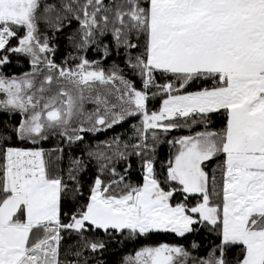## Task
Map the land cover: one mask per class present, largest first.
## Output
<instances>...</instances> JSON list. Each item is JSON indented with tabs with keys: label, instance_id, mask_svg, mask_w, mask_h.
<instances>
[{
	"label": "snow or ice",
	"instance_id": "snow-or-ice-1",
	"mask_svg": "<svg viewBox=\"0 0 264 264\" xmlns=\"http://www.w3.org/2000/svg\"><path fill=\"white\" fill-rule=\"evenodd\" d=\"M73 24L66 39L77 53L122 52L125 67L71 53L56 63L41 25L55 34ZM16 54L30 57V72L3 70ZM0 112L20 117L0 120V264H104L92 254L112 242L202 228L215 237L204 256L164 242L119 264H264V0H0ZM137 116L135 143L116 135L87 151L99 165L87 196L84 159L66 179L47 158L63 148L14 144L59 136L70 146ZM165 142L175 150L158 170ZM131 155L141 184L130 163L117 172Z\"/></svg>",
	"mask_w": 264,
	"mask_h": 264
},
{
	"label": "trees",
	"instance_id": "trees-1",
	"mask_svg": "<svg viewBox=\"0 0 264 264\" xmlns=\"http://www.w3.org/2000/svg\"><path fill=\"white\" fill-rule=\"evenodd\" d=\"M77 27L76 24H73L71 28H66L63 32L53 33L52 30L48 29L45 30L44 26L41 25V32H47V35L53 37L50 41L51 44L56 45V52L53 58L56 63L61 64L69 55V53L73 55H86L89 60H101L102 66L106 69L110 68L113 62L118 64L121 68H124V56L121 52L120 55H117L115 51L112 52L110 56L106 59L103 58L102 51L97 50L94 46L89 48L86 53L80 52L77 53L71 45H69L66 36L70 34V32ZM111 41V36L109 35L105 39V43ZM114 44V42H112ZM12 44L15 45L16 41L13 40ZM11 63L7 65L5 69H3L9 75H21L25 72L31 70V63L30 58L23 55V54H16L10 57ZM78 61H69V65H73ZM127 69L125 68V72L127 73ZM137 85L139 86V81L137 80ZM200 85L195 84L189 90H196ZM162 100L157 99L155 101H150L149 108L150 110H157L161 106ZM20 119L19 115L8 116L6 113L0 112V120H11L15 122L16 120ZM216 122V127L220 126V121L222 117L217 118L214 117ZM140 117L137 116L136 118H130L125 122H122L120 125L115 126L112 129L107 131L97 133V134H85L84 141L78 142L76 144L68 145L65 141L61 140L59 136H50L47 140L41 141L38 145H33L31 142H16L14 141L15 146L19 147H43L46 151L54 150L57 148H63V153L50 151V155L47 157L51 161L56 163V167L61 171L59 174L64 175L67 179V171L68 168L71 166V161L75 158H82L84 159L87 169L83 173L80 174L81 183L83 184V191L85 196L88 195V188L95 179V176L98 174L99 165L94 159H88L87 151L95 150V146L100 141H105L108 139L113 138L116 135H120L121 140L128 141L131 137L132 139L129 141L130 143H135L136 139L134 137L133 129L131 128L132 124H139ZM199 130V129H197ZM189 134L187 130L181 131H173L169 133L167 136L162 135L161 138L165 141L172 139L173 137H178L181 135ZM107 151V149H102ZM175 149H170V146L165 142L160 144L157 148V169L159 170V161H166L168 159L170 151H174ZM59 157V159H57ZM128 163L131 164V169L128 172V177L130 178L131 182L134 184H141L143 182L142 179V171L140 168L141 159L136 155H131L128 161H120L117 163L116 169L117 172L123 174L124 169L128 166ZM209 167H214L210 165ZM106 182L110 179H118V177H113L109 173H105L101 176ZM219 178V176H218ZM177 199H181L177 197ZM68 210V209H65ZM101 238H104L101 236ZM76 240V237L73 236L71 239H66L64 241L65 244H71ZM195 240L197 243H200L203 247L198 250H192L190 248L191 241ZM215 237L209 235L205 229H201L198 233H191L187 234L186 237L181 238L174 233H156L150 236L149 239L144 240L141 239L138 242H125L123 245H118L114 242L109 244V250L104 252L103 254L96 253L92 254L95 256V259L101 260L104 264H119L121 258L127 254H134V251L138 249L143 244H152L156 245L159 243H171V244H182L185 247H189V250L192 251L193 255L196 256H204L210 247V241H214ZM63 251V249H62ZM87 254V253H86ZM67 259L72 260L73 257L69 255ZM94 264V261L92 262Z\"/></svg>",
	"mask_w": 264,
	"mask_h": 264
},
{
	"label": "rangeland",
	"instance_id": "rangeland-1",
	"mask_svg": "<svg viewBox=\"0 0 264 264\" xmlns=\"http://www.w3.org/2000/svg\"><path fill=\"white\" fill-rule=\"evenodd\" d=\"M30 58V57H29ZM31 71V70H30ZM30 71H28V72H30ZM86 108H88L89 110L93 107V105L91 104V103H87L86 105Z\"/></svg>",
	"mask_w": 264,
	"mask_h": 264
}]
</instances>
